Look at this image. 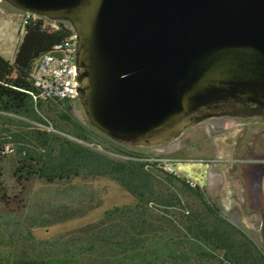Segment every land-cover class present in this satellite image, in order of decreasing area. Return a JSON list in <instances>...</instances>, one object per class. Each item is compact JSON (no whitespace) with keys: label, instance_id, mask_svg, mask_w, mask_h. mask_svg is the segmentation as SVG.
I'll return each instance as SVG.
<instances>
[{"label":"water","instance_id":"obj_1","mask_svg":"<svg viewBox=\"0 0 264 264\" xmlns=\"http://www.w3.org/2000/svg\"><path fill=\"white\" fill-rule=\"evenodd\" d=\"M2 1L69 24L78 106L119 144L158 148L212 118L264 121V0ZM252 134L226 138L247 143L218 156L237 160L220 163L222 197L258 223L264 252V136Z\"/></svg>","mask_w":264,"mask_h":264},{"label":"trees","instance_id":"obj_2","mask_svg":"<svg viewBox=\"0 0 264 264\" xmlns=\"http://www.w3.org/2000/svg\"><path fill=\"white\" fill-rule=\"evenodd\" d=\"M22 28L14 59L0 54V158L12 156L10 172L20 184L107 177L134 202L112 205L98 219L48 238L28 233V248L10 241L0 244V264H264L256 240L222 216L201 187H190L149 162L148 150L119 144L88 125L73 113V101L34 102L30 72L35 61L73 31L64 21L36 15ZM10 70L14 78L8 81ZM11 124L17 130L7 126ZM179 190L200 201V208L188 211L181 221L172 213L181 205ZM82 214L84 210L59 207L40 211L30 216L28 226L47 227Z\"/></svg>","mask_w":264,"mask_h":264},{"label":"rangeland","instance_id":"obj_3","mask_svg":"<svg viewBox=\"0 0 264 264\" xmlns=\"http://www.w3.org/2000/svg\"><path fill=\"white\" fill-rule=\"evenodd\" d=\"M1 5L7 9L1 14L3 33L10 35L14 39H20L23 34V28L19 22V15L22 12L7 6L3 1ZM8 81H11L10 76H8ZM73 113L85 121L77 100L73 101ZM32 124L43 127L39 123L32 122ZM204 125L205 123H202L190 129L183 134L182 139L186 137L194 139L195 135H199V132L203 130ZM2 126L0 124V127ZM7 126L17 130L13 124ZM98 148L111 156H119V154L112 151ZM146 150H148L150 157L180 158L176 162V167L187 175L196 178L204 191V198L217 205L222 216L232 220L239 228L256 240V231L247 228L237 214V209L231 212L226 211L227 207H224V204H227V201L221 200V177L217 173L216 167L209 169V165L205 160V157H208L207 155L210 153L208 144H205L201 151L195 147L176 151L173 149L172 144L164 149L158 147ZM11 157L3 156L0 158V197L6 191L4 198H0V244L10 241L14 242L18 247L28 248V233H31L37 239L48 238L58 232L98 219L103 214V211L112 205L131 204L134 202V198L130 193L107 177L74 178L69 182L54 183L31 180L25 184H20L10 172L9 159ZM175 185L181 186L179 181L175 182ZM178 195L181 199V205H176L172 209V213L177 221H181L188 211L200 208V201L197 196L184 190H179ZM58 207L67 210H84V214L48 225L47 227L28 226V220L31 215H36L40 211H55ZM204 264L215 263L213 260H206Z\"/></svg>","mask_w":264,"mask_h":264},{"label":"built area","instance_id":"obj_4","mask_svg":"<svg viewBox=\"0 0 264 264\" xmlns=\"http://www.w3.org/2000/svg\"><path fill=\"white\" fill-rule=\"evenodd\" d=\"M2 0H0V6ZM31 13H22L21 26L26 22ZM30 78L35 91H30L34 102L39 100H77V75L75 65V35L66 37L62 42L54 45L53 50L40 55L30 72ZM5 150L10 151L9 144ZM149 162L162 165L164 171H171L176 176H185L193 181L194 188L201 187L199 182L191 175L176 167L180 158H169L165 156L148 157Z\"/></svg>","mask_w":264,"mask_h":264},{"label":"flooded vegetation","instance_id":"obj_5","mask_svg":"<svg viewBox=\"0 0 264 264\" xmlns=\"http://www.w3.org/2000/svg\"><path fill=\"white\" fill-rule=\"evenodd\" d=\"M205 123L203 130L199 132V135H195L194 139L190 137H186L182 139L183 134L188 132L190 129ZM185 133H183L179 138L175 141L162 145L159 148L164 149L166 146L172 144L173 149L176 151H182L184 148L195 147L197 150L201 151L204 148L205 144L210 146V153L205 157L207 164L209 165V169L211 167H216L217 173L221 177V200L223 201V176L220 172V163L225 161H237L235 159L228 158H219V155L223 154H238L241 152H245V144L247 143V139H244L242 136L239 140L233 141V139H226L229 136L233 135H241L246 134V132L253 133L252 135H257L258 137L264 136V121H252V122H244L238 123V120L235 118L222 117V118H212L205 120L199 124L194 125L189 128ZM240 136V135H239ZM224 140H226L224 142ZM183 141V142H182ZM237 141V142H236ZM237 146H236V145ZM235 145V146H234ZM235 147V148H234ZM227 212H231L234 209H237V214L241 218V220L245 223L248 229L255 230L254 222H245L243 220V216L239 211L237 202L235 198H231V202L224 204Z\"/></svg>","mask_w":264,"mask_h":264},{"label":"crops","instance_id":"obj_6","mask_svg":"<svg viewBox=\"0 0 264 264\" xmlns=\"http://www.w3.org/2000/svg\"><path fill=\"white\" fill-rule=\"evenodd\" d=\"M7 9H5V7L3 5L0 6V54L7 60L12 61L14 59L15 56V51L17 48V45L20 41V39H14L13 37H11L10 35H5L3 33V25H2V18H1V14H3V11H6ZM5 21V20H4ZM21 21H22V13H20L19 15V22L21 25ZM8 76H10L11 79L14 78V72L13 71H9L7 74V78ZM255 226H258V223H255ZM254 226V228H255Z\"/></svg>","mask_w":264,"mask_h":264},{"label":"bare ground","instance_id":"obj_7","mask_svg":"<svg viewBox=\"0 0 264 264\" xmlns=\"http://www.w3.org/2000/svg\"><path fill=\"white\" fill-rule=\"evenodd\" d=\"M147 160H149V159H147ZM158 166L162 168V165H158ZM167 172L171 173V171H167ZM176 177L182 179L183 182H185V183H186L187 185H189L190 187H193V188H194V183H193V181L188 180L187 177H185V176H176Z\"/></svg>","mask_w":264,"mask_h":264}]
</instances>
